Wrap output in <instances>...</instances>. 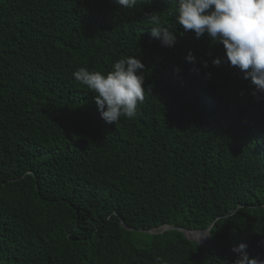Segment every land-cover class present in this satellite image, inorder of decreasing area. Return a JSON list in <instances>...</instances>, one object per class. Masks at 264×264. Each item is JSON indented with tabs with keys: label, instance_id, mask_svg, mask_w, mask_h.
I'll return each instance as SVG.
<instances>
[{
	"label": "trees",
	"instance_id": "trees-1",
	"mask_svg": "<svg viewBox=\"0 0 264 264\" xmlns=\"http://www.w3.org/2000/svg\"><path fill=\"white\" fill-rule=\"evenodd\" d=\"M175 14L176 0H0V264H234L240 243L264 260V93ZM129 55L144 101L106 123L72 73ZM217 217L204 245L142 232Z\"/></svg>",
	"mask_w": 264,
	"mask_h": 264
},
{
	"label": "clouds",
	"instance_id": "clouds-1",
	"mask_svg": "<svg viewBox=\"0 0 264 264\" xmlns=\"http://www.w3.org/2000/svg\"><path fill=\"white\" fill-rule=\"evenodd\" d=\"M123 9H134L138 0H113ZM150 35L160 41L162 47L174 46L176 37L150 14ZM176 23L185 32L191 30L196 38L207 36L211 43L222 44L224 56L212 60L214 66L227 62L254 85L255 91L264 93V0H176ZM188 62L196 58L189 53ZM207 66V62H204ZM143 63L135 56H126L116 61L111 70L103 73L80 67L72 73L79 83L94 93V102L101 118L106 123H116L121 117L134 119L139 115L138 105L144 101L142 86ZM235 215V212L226 214ZM217 217L209 228L201 232L199 240L211 235L219 225ZM246 245L240 243L232 248L237 254L234 264H264V260L250 258ZM159 259V258H158Z\"/></svg>",
	"mask_w": 264,
	"mask_h": 264
},
{
	"label": "water",
	"instance_id": "water-1",
	"mask_svg": "<svg viewBox=\"0 0 264 264\" xmlns=\"http://www.w3.org/2000/svg\"><path fill=\"white\" fill-rule=\"evenodd\" d=\"M121 225L126 229V230H130L132 231L133 229L132 228H129L127 226H125L123 224V222H121ZM169 230H176V231H179L181 233H183L184 237H186L188 240H191L188 236H187V233L188 232H191L189 230H186V229H183V228H176L174 226H161L159 228H155V229H152V230H149V231H142V232H146L148 233L149 235H155V234H162L164 233L165 231H169ZM202 232V231H201ZM208 235H205V240L203 242H197V241H194L196 242L197 244L199 245H204L206 243V239H207Z\"/></svg>",
	"mask_w": 264,
	"mask_h": 264
},
{
	"label": "bare ground",
	"instance_id": "bare-ground-1",
	"mask_svg": "<svg viewBox=\"0 0 264 264\" xmlns=\"http://www.w3.org/2000/svg\"><path fill=\"white\" fill-rule=\"evenodd\" d=\"M200 234H201V231H191V232H188L187 233V236L189 235V236H192V237H195V236H198V237H200ZM188 236V237H189ZM190 238V237H189ZM204 238H205V236H204ZM203 239V238H202ZM201 239V240H202ZM203 242V241H202Z\"/></svg>",
	"mask_w": 264,
	"mask_h": 264
},
{
	"label": "rangeland",
	"instance_id": "rangeland-1",
	"mask_svg": "<svg viewBox=\"0 0 264 264\" xmlns=\"http://www.w3.org/2000/svg\"><path fill=\"white\" fill-rule=\"evenodd\" d=\"M188 236H189V235H188ZM189 237H190L191 241H197V240L199 239L198 236H195V237L189 236ZM204 240H205V238H203L202 240H199V242H202V241H204Z\"/></svg>",
	"mask_w": 264,
	"mask_h": 264
}]
</instances>
